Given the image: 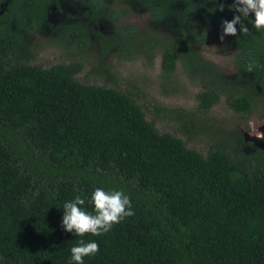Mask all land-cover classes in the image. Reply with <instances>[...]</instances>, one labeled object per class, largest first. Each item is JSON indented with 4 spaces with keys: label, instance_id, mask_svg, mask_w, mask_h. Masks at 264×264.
I'll use <instances>...</instances> for the list:
<instances>
[{
    "label": "trees",
    "instance_id": "16d2710c",
    "mask_svg": "<svg viewBox=\"0 0 264 264\" xmlns=\"http://www.w3.org/2000/svg\"><path fill=\"white\" fill-rule=\"evenodd\" d=\"M62 1L0 0V23L6 20L0 32V264H70L79 239L99 245L84 264H264V146L252 145L246 154L220 141L203 155L160 132L131 92L80 82L81 61L31 64L34 45L19 33L34 35ZM88 1L94 17L119 23L107 0ZM109 1L139 4L154 25L175 35L171 40L119 24L114 34H100L104 52L115 48L131 57L160 50L166 77L180 65L203 81L202 111L222 96L247 116L264 103V33L247 20L248 33L237 25V35L228 36L240 70L235 79L198 54L210 30L221 32L222 21L237 14L231 4ZM75 35L68 45L88 43L85 29ZM170 114L186 132L201 130L187 122V111ZM94 187L123 189L134 214L100 236L65 232L63 202Z\"/></svg>",
    "mask_w": 264,
    "mask_h": 264
},
{
    "label": "rangeland",
    "instance_id": "374dc122",
    "mask_svg": "<svg viewBox=\"0 0 264 264\" xmlns=\"http://www.w3.org/2000/svg\"><path fill=\"white\" fill-rule=\"evenodd\" d=\"M89 3L88 0H64L59 7H51L45 23L34 35L19 33L29 44L34 45L31 64L49 68L57 64L81 61L83 69L76 76L80 82L131 92L143 107L147 119L152 121L160 132H167L185 140L188 147L203 155H207L211 147L220 141L225 142L222 144L224 146L237 144L233 149L246 154L253 152L252 145H264L262 101L249 116L235 112L224 96L210 110L202 111L199 108L198 95L205 85L200 78H190L180 65L171 78H168L162 67L160 50L148 55L120 57L115 48L104 52L101 38V35L106 37L114 34L119 24L136 25L140 31L158 33L162 37L168 36L171 40L174 39V32L165 28L164 24L161 27L154 25L148 11L137 3L107 0L106 9L109 12L118 11L121 15L119 23L108 17H94ZM5 21L0 23V32ZM12 23L11 29L16 30ZM76 28L86 30L89 39L86 45L67 44L73 36L76 37ZM65 35L69 37L68 40ZM219 35L220 32L212 28L207 41L198 49V54L213 63L224 77L233 80L240 71L234 61L233 42L228 36L222 42ZM242 76L251 78L245 73ZM255 88L260 92L258 87ZM177 109L187 111V122L191 123L190 126L197 123L201 130L195 129V134L181 128L176 117L170 114V110Z\"/></svg>",
    "mask_w": 264,
    "mask_h": 264
},
{
    "label": "clouds",
    "instance_id": "9594fccd",
    "mask_svg": "<svg viewBox=\"0 0 264 264\" xmlns=\"http://www.w3.org/2000/svg\"><path fill=\"white\" fill-rule=\"evenodd\" d=\"M230 9L237 14L230 20L222 21L219 35L222 42L226 36L237 35V25L241 34L248 33L249 28L243 22L245 20L256 32L264 33V0H233ZM250 14L253 18H250ZM86 203L91 206V211L84 207ZM62 210L61 226L75 237L85 234L100 236L134 214L130 197L123 189L104 187H94L87 195H74L63 202ZM98 250L96 240L79 239L70 248V264H84V258L94 256Z\"/></svg>",
    "mask_w": 264,
    "mask_h": 264
},
{
    "label": "water",
    "instance_id": "95a60500",
    "mask_svg": "<svg viewBox=\"0 0 264 264\" xmlns=\"http://www.w3.org/2000/svg\"><path fill=\"white\" fill-rule=\"evenodd\" d=\"M218 2H226L228 4H232L233 3V0H217ZM250 18H253L252 17V14H250ZM264 146V145H263Z\"/></svg>",
    "mask_w": 264,
    "mask_h": 264
}]
</instances>
